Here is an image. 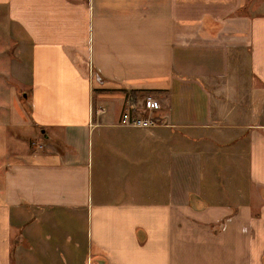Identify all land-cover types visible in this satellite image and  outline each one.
I'll use <instances>...</instances> for the list:
<instances>
[{
    "label": "crops",
    "instance_id": "crops-1",
    "mask_svg": "<svg viewBox=\"0 0 264 264\" xmlns=\"http://www.w3.org/2000/svg\"><path fill=\"white\" fill-rule=\"evenodd\" d=\"M246 2L0 0L32 78L10 126L43 145L3 176L15 264H264V99L229 103L239 53L264 88ZM125 91L157 93L160 124H120Z\"/></svg>",
    "mask_w": 264,
    "mask_h": 264
},
{
    "label": "rangeland",
    "instance_id": "rangeland-1",
    "mask_svg": "<svg viewBox=\"0 0 264 264\" xmlns=\"http://www.w3.org/2000/svg\"><path fill=\"white\" fill-rule=\"evenodd\" d=\"M244 6L241 12L249 17L264 12V0H248ZM236 14L239 15V12ZM4 20V13L0 11V206L3 200L2 181L8 164L15 163L23 153L26 156L28 151L33 150L36 146L38 147L39 138L40 147H43V145H41L42 133L38 129L29 127L27 124L20 127L10 126L12 120L10 119L11 113L16 107L21 113L30 117L32 110L30 102L28 101L30 90L25 87L24 84L29 86L32 78L27 62L24 64L25 68L23 65V70H21L20 67L18 69L19 64L17 63L16 56L17 46L13 44V41L7 38L8 35L6 33V23ZM6 42L7 46L5 47ZM1 47H3V49ZM3 50L4 52L1 53ZM236 58V64L233 65V67L236 68L233 69L231 73L232 76H230L233 97L229 100V103H233V106H236L239 110L241 108L244 109V112L251 113L252 111L258 110V105L262 99H264V93H262L264 92V88L250 73L248 54L239 53ZM237 64L238 66H236ZM147 96H152L153 99L159 103L160 107L152 112V116L155 115L160 118L165 108L164 101L160 100L157 93L150 92L142 95L139 94L134 100L126 98L124 109L126 107H132L133 110L135 109V112L139 107H143L144 105L146 107L148 99H145V97ZM24 119H27V117ZM249 119L250 122L254 121V119L257 120V115L255 118L249 117ZM7 224L8 218L5 213L3 214V210L0 208V264H15V250L13 247L15 246L16 233L12 230L7 234V232L4 231ZM8 236H11L9 248H12L9 255H6V246L3 245V242Z\"/></svg>",
    "mask_w": 264,
    "mask_h": 264
},
{
    "label": "built area",
    "instance_id": "built-area-1",
    "mask_svg": "<svg viewBox=\"0 0 264 264\" xmlns=\"http://www.w3.org/2000/svg\"><path fill=\"white\" fill-rule=\"evenodd\" d=\"M148 102L143 107H139L135 112L132 107H126L122 112L120 124L127 127L150 128L160 124L161 118L153 115L155 109L160 105L152 96H147ZM147 114V115H146Z\"/></svg>",
    "mask_w": 264,
    "mask_h": 264
},
{
    "label": "trees",
    "instance_id": "trees-1",
    "mask_svg": "<svg viewBox=\"0 0 264 264\" xmlns=\"http://www.w3.org/2000/svg\"><path fill=\"white\" fill-rule=\"evenodd\" d=\"M137 93L138 92H134V91H125V96L129 100H134L135 97L137 96Z\"/></svg>",
    "mask_w": 264,
    "mask_h": 264
},
{
    "label": "bare ground",
    "instance_id": "bare-ground-1",
    "mask_svg": "<svg viewBox=\"0 0 264 264\" xmlns=\"http://www.w3.org/2000/svg\"><path fill=\"white\" fill-rule=\"evenodd\" d=\"M146 101V100H145ZM145 101H144V103H145ZM130 105V104H129ZM135 110V109H134Z\"/></svg>",
    "mask_w": 264,
    "mask_h": 264
}]
</instances>
